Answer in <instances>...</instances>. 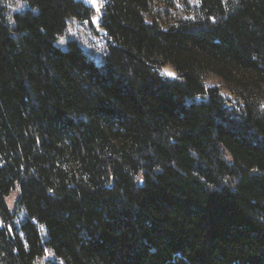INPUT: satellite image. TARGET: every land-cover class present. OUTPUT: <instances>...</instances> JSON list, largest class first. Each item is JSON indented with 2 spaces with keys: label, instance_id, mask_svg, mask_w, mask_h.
Segmentation results:
<instances>
[{
  "label": "trees",
  "instance_id": "1",
  "mask_svg": "<svg viewBox=\"0 0 264 264\" xmlns=\"http://www.w3.org/2000/svg\"><path fill=\"white\" fill-rule=\"evenodd\" d=\"M154 1L0 0V264H264V0Z\"/></svg>",
  "mask_w": 264,
  "mask_h": 264
},
{
  "label": "rangeland",
  "instance_id": "2",
  "mask_svg": "<svg viewBox=\"0 0 264 264\" xmlns=\"http://www.w3.org/2000/svg\"><path fill=\"white\" fill-rule=\"evenodd\" d=\"M197 1L198 0H155L153 13L157 17V21L165 26L175 18L191 16L186 13L184 4H193ZM103 2L104 0H96V4H93L92 0L87 2L93 8V14L89 19L80 20L74 17L67 19L65 31L58 39V43L61 47L66 46V41L68 39H74L96 62H100L102 55L106 50L107 41L105 30L100 25ZM6 4L11 12L24 9L28 5L26 0H7ZM160 71L170 78L177 77L176 71L170 64L163 65L160 68ZM206 84L217 85L220 87L224 95L231 96L223 83L215 77L208 78ZM16 196L17 192L13 191L6 199L11 210H14L15 208ZM50 256L51 252L46 250L45 254L37 260L36 264H47V260Z\"/></svg>",
  "mask_w": 264,
  "mask_h": 264
},
{
  "label": "snow or ice",
  "instance_id": "3",
  "mask_svg": "<svg viewBox=\"0 0 264 264\" xmlns=\"http://www.w3.org/2000/svg\"><path fill=\"white\" fill-rule=\"evenodd\" d=\"M93 4H96V0H92ZM99 10V9H98Z\"/></svg>",
  "mask_w": 264,
  "mask_h": 264
},
{
  "label": "water",
  "instance_id": "4",
  "mask_svg": "<svg viewBox=\"0 0 264 264\" xmlns=\"http://www.w3.org/2000/svg\"><path fill=\"white\" fill-rule=\"evenodd\" d=\"M81 1H84V2H86V3H87L89 0H81Z\"/></svg>",
  "mask_w": 264,
  "mask_h": 264
}]
</instances>
